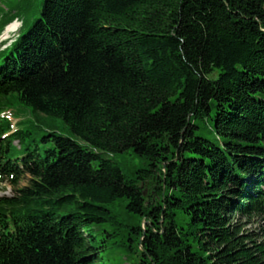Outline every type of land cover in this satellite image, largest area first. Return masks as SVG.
<instances>
[{
  "label": "trees",
  "instance_id": "obj_1",
  "mask_svg": "<svg viewBox=\"0 0 264 264\" xmlns=\"http://www.w3.org/2000/svg\"><path fill=\"white\" fill-rule=\"evenodd\" d=\"M16 19L0 264H264V0H0Z\"/></svg>",
  "mask_w": 264,
  "mask_h": 264
},
{
  "label": "rangeland",
  "instance_id": "obj_2",
  "mask_svg": "<svg viewBox=\"0 0 264 264\" xmlns=\"http://www.w3.org/2000/svg\"><path fill=\"white\" fill-rule=\"evenodd\" d=\"M2 7H3V11H6L10 7V4L8 2L4 1L2 3ZM30 16H31V14H30ZM11 25L7 26L5 28V30L3 31V33L0 35V45L1 46L5 45V44H8L9 41L12 40V38L15 37L14 35L18 33V30H17L18 23H14L15 29L12 30V32H10V33L7 32V29H9V27ZM19 28L20 27H18V29ZM13 117H14V120L29 119L31 117L33 118L32 114H31V112L29 110L27 112H23L21 114H15V115H13ZM14 122L16 123V121H14ZM57 123H58V125H61V120L57 119ZM116 159L118 161H121V165H122L124 170H127V169L134 170V169L138 168V166L143 165L142 162L140 161V159L138 157H136L133 152H128V153H125V154H122V153L118 154L116 156ZM27 181H28V179L24 178L20 182V186L25 185L27 183ZM11 194H13V188H12L11 185L0 184V196H2V195H11ZM143 225L145 227V224H143ZM260 226H261V222H257L256 221V222H252L249 225H247L246 228H252V229L258 230ZM118 258H120V257H118ZM120 259H121L120 260L121 264H134L133 260H131L130 258L126 257V255H122Z\"/></svg>",
  "mask_w": 264,
  "mask_h": 264
},
{
  "label": "bare ground",
  "instance_id": "obj_3",
  "mask_svg": "<svg viewBox=\"0 0 264 264\" xmlns=\"http://www.w3.org/2000/svg\"><path fill=\"white\" fill-rule=\"evenodd\" d=\"M15 29L14 23L9 27L8 31H12Z\"/></svg>",
  "mask_w": 264,
  "mask_h": 264
}]
</instances>
